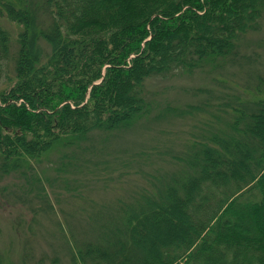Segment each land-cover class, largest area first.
Segmentation results:
<instances>
[{"label":"trees","instance_id":"16d2710c","mask_svg":"<svg viewBox=\"0 0 264 264\" xmlns=\"http://www.w3.org/2000/svg\"><path fill=\"white\" fill-rule=\"evenodd\" d=\"M3 16L22 23L16 49ZM263 27L264 0H0V85L10 70L16 80L0 91V183L17 174L27 178L28 189L8 190L7 198L33 212L27 223L32 244L56 211L47 189L37 187L35 172L54 148L77 147L55 165L66 177L58 195L82 196L80 188L89 187L99 196L110 178L123 182L128 163L140 173L147 166L146 157L138 159L146 151L139 149L132 151L133 161L118 158L112 168L99 153V140L150 113L159 102L153 84L209 74L207 65L212 72L240 67L245 75L231 84L216 77L217 86L202 89L204 95L197 91L194 99H201L185 108L169 101L167 112L188 117L191 128L200 127L194 124L201 114L209 130L229 118L225 130L232 136L206 131L207 142L191 157L174 155L184 164L196 162L198 175L178 183L172 178L181 172H172L175 184L142 192L139 200L115 187L112 201L101 199L109 203L81 201L91 204L83 217L76 213L82 203L66 202L71 211L55 224L61 254L35 264H130L133 257L136 264H264V59L246 45ZM181 85L174 82L169 90L179 93ZM162 146L159 153L167 157ZM167 213L180 219L181 228L161 230ZM152 220V237L142 236L138 229ZM34 257L26 245L20 261L34 264ZM7 260L9 249H0V264Z\"/></svg>","mask_w":264,"mask_h":264},{"label":"rangeland","instance_id":"374dc122","mask_svg":"<svg viewBox=\"0 0 264 264\" xmlns=\"http://www.w3.org/2000/svg\"><path fill=\"white\" fill-rule=\"evenodd\" d=\"M43 0H40V3L42 4ZM40 15L43 14L41 11ZM2 25L4 28H6L10 35L12 36V42H13V48L16 49L18 46V35L22 30V23L14 22L11 19H6L5 16L2 18ZM44 18H40V21L42 22ZM43 23H47L46 21ZM47 25L43 28H46ZM251 40L246 43L249 48V53H256L262 55V60L264 59V27L262 31L257 32L250 38ZM246 51V49L244 48ZM207 67L210 68L209 74H203L199 73L197 75H192L190 77H180L177 80H174L167 85H160L158 87H155V84H153V92L156 94H159V97H156L160 103L159 105L155 104V106H152L150 113L141 119H137L134 124L132 125V128L127 129L125 131H122L119 134H112L110 135L105 134L100 139L99 147L102 151L101 154L104 155L105 160L107 162L112 163V168L116 167L115 161L119 159L124 160V158L127 160L132 159V151L143 149L146 151V155L142 156V158L138 159H144L146 157L145 163L146 168L141 169L143 171L140 173L139 168L136 164L131 162V164L128 163L127 169L124 168L125 171L129 170L130 174H127L123 182H114L113 178L112 181L109 183L110 188L105 189L101 192L99 196H94L89 187H81L80 192L82 196H78V193H76L75 197H67L65 198L61 193L64 192V190L60 189L64 185V179L65 176H61V173H57L55 169L56 163H58L59 159L64 155H69L70 153H73L77 147H68L65 148L61 145L54 148L53 151H51L47 157V161L44 162L42 166H38L35 170L36 175L39 176L41 182L37 184V187H45L47 191L50 193L51 198L53 202L56 204V211L52 213V221L54 222H47L43 224L44 226L42 228H39L40 232H42V237L35 241L33 244L31 243V232L29 233L27 229V223L31 221L32 211L30 208L25 207L23 204H11L9 203L8 197V190L11 192L19 191V193H23L25 189H28L27 185L28 181L27 178H24L23 175H15L8 177L3 183H0V249H9V257L10 260H7L5 264H22L20 261V254L21 251H24V248L27 246H32L34 249V260L32 263H37L38 260H41L43 258H51L55 255L61 254V247L58 246L59 238L55 235L57 227L55 224L60 220L64 222L67 213L66 211H71V208L73 205L68 204L66 205V202H73L78 201L79 203H82L83 200L90 201V197L96 198L100 201H97L99 204H102L103 202L109 203L112 201L113 196H115V187L118 188L120 186V190H117V192H127L131 193V197L134 199H140L139 194L142 192L150 193L153 192L155 189H163L166 188L169 184H175L173 181H178V183L182 182H188L189 179L193 178L195 175H198V166L196 162L193 161L194 164H184L182 161H176L174 158L179 155H188L192 154V150L195 149L198 151L199 148H202V145L207 142L208 138H204L203 136H209L208 133L215 134L216 132H219L220 129H223L224 131V137H228V135H233L230 131H226L228 124V117L223 118V123H216L215 127L210 129V125H203L204 120H206L205 115L201 114L199 118L197 117V120H195L194 126H200L199 128H191L190 126L193 125L191 123L190 119L188 117L184 118H178L174 115H171V113H168L166 108L168 106L172 107L171 99L176 101L174 106H178V108H185L187 104L190 102H194V100L198 101L200 100V96L195 98V95L197 94V91H199L200 95H204L202 92H200L204 88H214L217 86V82L215 81V78L225 76L226 79L230 81L234 80L235 82L241 81L245 77L243 75L242 70L240 67H232L228 66L227 70L225 71L224 68H216L214 72H212V67L210 65H207ZM261 67H264L263 65ZM10 79L9 81H1L0 85V91L1 90H8L11 85L15 83V70H10ZM230 72V73H229ZM178 85L183 86L181 91L179 93L173 94L175 91H170L172 87V83L177 82ZM231 84V82H230ZM235 85V84H234ZM185 89H187V92H184ZM192 89V90H191ZM199 89V90H198ZM159 91V92H155ZM196 90V91H195ZM195 91V92H194ZM153 93V94H154ZM170 98V99H169ZM89 97L87 98V100ZM86 100V101H87ZM195 103V102H194ZM215 113L216 110H214ZM204 115V116H203ZM224 116V114L222 113ZM203 119V120H202ZM262 121H264V115L262 117ZM207 130H203V129ZM112 136V137H111ZM235 137V135L233 136ZM109 141V142H108ZM165 142L166 148V155L164 153L160 154L163 146L162 143ZM154 144L155 149L149 147V144ZM86 144V143H85ZM251 146H255V142H250ZM69 146V145H68ZM86 146V145H85ZM158 147V149H157ZM145 148V149H144ZM159 150V151H158ZM163 150V151H165ZM169 151V153H168ZM190 151V152H189ZM138 152V151H136ZM135 152V153H136ZM149 152V153H148ZM64 153V154H63ZM133 153V154H135ZM185 153V154H184ZM89 153L85 154L88 155ZM152 154V155H151ZM169 154H172V156H169ZM161 155V156H159ZM0 153V158H1ZM91 157L92 155H88ZM153 156V157H152ZM190 156V155H188ZM88 157V158H89ZM191 157V156H190ZM70 159H68L69 161ZM134 159H132L133 161ZM164 161L166 163H164ZM187 158H185V162H187ZM168 162V163H167ZM72 163V162H71ZM119 163V161H118ZM252 164V161L249 162ZM175 164V165H174ZM122 166L121 164H118ZM57 166V165H56ZM175 166V167H174ZM70 167V166H69ZM165 167H167L165 169ZM119 168V167H118ZM123 168L120 167L121 170ZM161 171L163 173L157 172ZM191 169V170H190ZM189 170V171H187ZM65 172V170H64ZM119 172V171H118ZM153 172V177L149 176L150 173ZM172 172H181V174L177 175L176 177H173L171 180V176L174 175ZM166 173V174H165ZM163 175H165V179H163ZM107 176V175H106ZM119 175H116L115 177L118 178ZM190 176V178H188ZM63 177V178H62ZM157 177V178H156ZM47 178V179H46ZM49 180V181H48ZM54 180V184H53ZM158 181V183H157ZM60 187V188H59ZM25 188V189H24ZM123 188H125L123 190ZM98 194V193H96ZM125 194V193H124ZM110 198L111 201H101L102 198ZM60 199V201H58ZM62 201V202H61ZM64 201V202H63ZM85 201L84 203L80 204L78 211L79 216H86L87 211L91 210V204L90 202ZM74 203V202H73ZM76 204V202H75ZM84 204V205H83ZM90 207V208H89ZM83 208H87L86 211L83 210ZM66 210V211H65ZM152 218V217H150ZM149 218V219H150ZM24 220L21 225L18 224L19 220ZM113 221V220H112ZM121 224L123 225V222L125 219H121ZM17 223V224H16ZM157 223V220H152L151 223L145 224L144 228H139L140 233L142 236H145L148 238V236L152 237V229L154 224ZM14 224L15 227H14ZM26 224V225H25ZM170 224L175 227V229L181 228L183 225L180 221V219L175 218L170 213L166 214L164 222L159 223L161 230H164V232H169V226ZM66 231H67V225L64 223L62 225ZM15 228V229H14ZM36 230V228H35ZM25 232L29 233L25 235ZM146 243V242H145ZM60 247V248H59ZM5 251V250H3ZM130 264H136L137 259L136 257L131 258ZM135 260V261H134ZM119 261V259H118ZM48 264V263H47ZM118 264V262H116Z\"/></svg>","mask_w":264,"mask_h":264}]
</instances>
